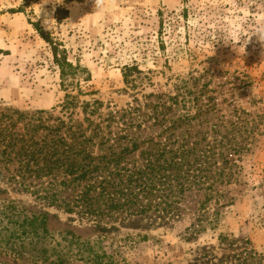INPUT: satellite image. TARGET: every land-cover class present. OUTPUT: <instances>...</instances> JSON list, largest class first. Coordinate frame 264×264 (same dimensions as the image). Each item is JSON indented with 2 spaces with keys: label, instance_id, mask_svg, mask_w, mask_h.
Segmentation results:
<instances>
[{
  "label": "rangeland",
  "instance_id": "rangeland-1",
  "mask_svg": "<svg viewBox=\"0 0 264 264\" xmlns=\"http://www.w3.org/2000/svg\"><path fill=\"white\" fill-rule=\"evenodd\" d=\"M59 9L68 11L61 22ZM30 23L89 72L81 85L94 96L83 101L126 108L132 97L123 70L136 66L150 72L145 94L187 81L195 95L208 90L217 116L248 113L255 135L239 181L212 204V221L199 225L191 212L170 221L148 214L91 224L49 208L55 241L66 232L102 241L97 251L113 264H207L245 249L264 256V45L255 36L264 30V0H0V118L12 111L58 115L64 101L52 49ZM14 198L41 208L30 196Z\"/></svg>",
  "mask_w": 264,
  "mask_h": 264
},
{
  "label": "trees",
  "instance_id": "trees-1",
  "mask_svg": "<svg viewBox=\"0 0 264 264\" xmlns=\"http://www.w3.org/2000/svg\"><path fill=\"white\" fill-rule=\"evenodd\" d=\"M67 14L59 9L57 20ZM30 24L52 49L65 97L58 115H1L0 264H113L112 256L97 251L102 241L68 232L55 241L49 208L91 224L148 214L170 221L191 212L199 225L212 221V204L239 181L242 156L255 141L248 113L217 116L208 90L195 95L187 81L145 94L150 72L136 66L123 70L132 97L126 108L83 101L94 96L81 85L90 81L89 72L70 63L38 23ZM14 195L30 196L41 208ZM227 257L207 264H264L263 255L247 249Z\"/></svg>",
  "mask_w": 264,
  "mask_h": 264
},
{
  "label": "clouds",
  "instance_id": "clouds-1",
  "mask_svg": "<svg viewBox=\"0 0 264 264\" xmlns=\"http://www.w3.org/2000/svg\"><path fill=\"white\" fill-rule=\"evenodd\" d=\"M96 2L98 3L99 0H96ZM255 36L258 38V40L262 43V45H264V30L258 31ZM233 38H236L235 36Z\"/></svg>",
  "mask_w": 264,
  "mask_h": 264
}]
</instances>
